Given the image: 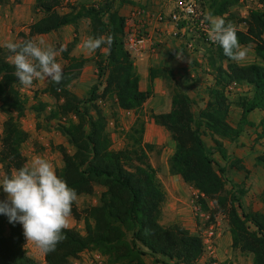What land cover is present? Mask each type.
Instances as JSON below:
<instances>
[{"label":"trees","instance_id":"16d2710c","mask_svg":"<svg viewBox=\"0 0 264 264\" xmlns=\"http://www.w3.org/2000/svg\"><path fill=\"white\" fill-rule=\"evenodd\" d=\"M71 4L69 12L60 13L61 0H36V10L41 18L29 26L23 34V44L35 37L59 32L67 26L75 27V38L61 52L68 61L60 85L49 80L41 91L56 100L47 121L73 115L66 124H58V130L74 148L70 153L60 146L63 167L56 171L58 177L76 190L78 197L92 195L96 187L104 188L98 204L86 209L83 218L76 203L71 215L76 221L84 220L85 234L76 229L63 230L64 239L54 251L44 252L46 264H73L85 251L100 252L109 264H147L146 256H160L172 264H196L204 255L205 247L200 235L193 234L179 222L162 223L167 190L159 177L150 154L153 144L145 141L146 119L144 105L152 97V86L141 90V75L135 59L126 51L124 33L126 18L119 15L116 2ZM10 0H0V6ZM200 10L210 17H222L226 22L236 19L231 12L241 0H197ZM83 20L89 22L90 37L111 36L109 47L102 45L94 59L98 81L81 99L71 90L72 84L81 76V71L90 59L72 56L78 44V28ZM209 23V20L207 19ZM246 30L237 28L242 46L251 45L262 64L240 65L224 55L222 47L210 43L208 66L213 82L206 88V106L196 113L194 100L183 90L174 89L172 109L164 113H152L155 124L165 129L175 143V152L170 159V173L180 176L189 186L200 193V202L209 211L207 200L213 201V217L223 213L228 218L232 248L244 255H252V264H264V212L246 211L241 197L246 191H227V167L216 160L219 154L229 168L236 172H249L239 158L228 155L225 142H236L246 127L256 133V140H264V117L259 124L249 120L256 110L264 113V9H252L244 19H238ZM186 21L180 26L185 27ZM190 24V23H189ZM210 24V23H209ZM12 53L0 45V110L7 115L0 135V161L6 178L14 170L27 165L22 153L29 134L21 120L26 113L27 100L22 93V84L15 76V66L9 59ZM172 77V70L155 67L149 70L151 82L159 77ZM167 76V77H168ZM237 83L249 86L250 93L238 95L235 101L229 98L228 87ZM59 89V90H57ZM102 89V91H101ZM39 92H35L38 98ZM111 98L124 111H133L136 120L124 138L122 149L113 148L108 132V118L97 106L99 98ZM41 101L34 107L41 118L47 107ZM240 108L241 118L233 125L231 109ZM209 136L213 146L204 140ZM257 166L264 169V155L257 158ZM203 196V197H202ZM264 204V191L259 194ZM26 238L22 224L9 221L0 214V264H39L26 251ZM155 263L166 264L160 259Z\"/></svg>","mask_w":264,"mask_h":264},{"label":"rangeland","instance_id":"374dc122","mask_svg":"<svg viewBox=\"0 0 264 264\" xmlns=\"http://www.w3.org/2000/svg\"><path fill=\"white\" fill-rule=\"evenodd\" d=\"M61 1L62 4L58 8V11L60 13L69 11L70 9L68 5H71L72 3H66V0ZM151 1V3L148 2L146 4L132 5V7L134 9L142 7L147 8L153 12H161L162 10L160 9H162L168 3L167 1L163 0ZM101 2H103V0H81V3H86L88 5H93L94 3ZM8 6L12 7V13L14 12L15 16H5ZM257 8L264 9V0H241L240 5L234 8L231 12V15H234V18L236 19V21L233 23L236 28L246 30L244 24L238 23V19L246 18L250 10ZM29 12H31V14H29ZM22 13L25 14L21 16ZM40 18L41 13L32 8L30 11L29 4H24L23 0H10L8 4L1 5L0 45L5 47V45L9 42L21 43L24 39L22 35L28 34L29 26ZM187 31L185 32L184 38L179 40H171L167 37V35L162 36L161 38L162 43L160 44V48L168 44H170V46H172L173 44L176 47V49L174 50L175 55H173L171 58H168L169 62L164 66L172 70V77L169 78L168 76L170 72L167 73L168 77H159L162 80L159 81V83L161 84H158L157 88H155V84H153L154 82H151L149 75L142 83L143 91H146L149 86H152V96H154L153 100L158 97V93L155 94L156 91H164L167 101L164 107L161 108V112L160 110L155 111V109L152 108V106L150 107V104H147V102L145 103V105H147H144V114L146 119L145 141L155 146V150L150 154L151 161L157 168L159 177L164 183L168 194L167 201L163 208L162 223L168 226L173 223L179 222L184 227H190L188 225L187 219L192 217L195 226H193L194 228L192 229V231H190L193 234L200 235L205 247L204 255L196 264H252V255H244L240 251L233 250L232 238L231 243L229 242V240H226L228 233H230L228 218L223 213H218L213 217L212 210L215 208L214 202L207 200L210 210L205 211L200 202V193L197 190L187 185L180 176H178L179 180L167 179L168 176H175L170 173V159L173 155L170 156L169 152L170 147H173L175 152V143L173 142L170 134L165 129L152 123L153 119L151 118V115L152 113L169 112L172 109V96L174 89L176 88H179L190 95V97L195 102L193 110L198 113V111L206 106L208 100L206 88L213 82L212 75L208 66V54L211 45L201 39V31H197L196 29H194L193 31ZM74 34L75 31L73 33H67L64 36H59L58 32H56L49 35L37 36L34 38V40L37 43L43 40L44 46H51L55 49H67L68 45L71 44L75 38ZM88 37H90L89 22L87 20H83L78 28L79 42L70 53L72 56L90 59L89 63H87L81 71L80 78L71 86V90L81 99H86L88 97L90 89L98 81V72L94 63L96 52L90 53L83 48V42L87 40ZM188 41L194 43V47L191 50H188L185 47V43ZM177 52H180V54H182V59L178 57ZM183 52L185 53L183 54ZM58 55L57 57H61V59L58 58V61V59L56 58L57 62H64L66 64H62L61 66L64 71L68 66V61L63 58L61 52H59ZM191 56H196L195 60H191ZM198 59L201 60V62H199ZM258 61L261 60L257 59L253 48L250 47L247 49L246 59L237 63L240 65H249L257 63ZM164 67L160 68L162 69ZM175 70L177 73H175ZM48 81L49 80H34L33 84L30 87L22 86L21 91L25 99L27 100V105L26 113L21 120V125L23 129L29 134L28 141L22 147V153L27 159L28 166H31V162L35 158L40 157L52 163L55 171H57L63 167V158L59 151V147H66V149L70 153H74L75 151L74 148L68 143L66 137H64L58 130L57 126L58 124H66L71 119H73L74 121L77 120L75 116L70 115L66 118H56L50 122L47 121V117L48 115H50L51 109L56 105V100L53 97L41 93V91L46 87ZM35 92H39L38 98H35ZM250 92V87L245 85L240 86L239 90L230 93L228 96L231 101H235L238 95H245ZM39 101L49 105L45 113L42 114L41 118H37L36 112L34 111V107L38 104ZM96 104L108 118L107 129L112 136L113 148L117 150L122 149L124 147V138L121 133L123 131H128L133 126L136 120L135 113L133 111L131 112L119 109L116 106L115 100H112L111 98L105 99L101 97ZM236 110L237 109H231V120L233 117L232 114L234 115V112ZM6 119L7 115H5L0 110V135L2 133L3 124ZM254 133L255 132H253L252 136L256 134ZM204 140L207 143L213 145V142L209 136H205ZM171 144L173 146H171ZM229 156L232 159L237 158L233 155ZM215 157L222 166L227 167L228 172L225 175L227 178V191H240L241 189H243L247 194V192H250L249 189H247V186L250 183V187L256 186V191L259 192L260 186H263V180H261L260 174H254L253 179L249 177V174H245L246 180H244V182H235V179L231 176V172L233 170L229 168V165L222 161L219 154H216ZM5 178L6 171L4 165L0 161V183H2ZM184 183L186 185H182ZM180 186H182V188H180ZM103 191L104 188L96 187L94 194L82 195L78 197V200L75 203L78 210L82 213L83 218L85 216L84 213L86 209L98 204L99 197ZM262 192L260 191V193ZM245 195L240 196L244 209L246 211H253L254 202L255 200L257 201V198L259 199V195L254 193V195L250 197L249 202L245 200ZM7 200L8 195L4 193L3 188L0 187V202H4ZM248 203L250 204V207L248 206ZM258 211L264 212L263 203L261 206H259ZM181 217H183L185 220L181 219ZM212 226L215 227L216 232L213 238H210L208 231ZM68 228L76 229L80 233L85 234L84 220L82 219L81 221H76L72 215L69 217ZM25 247L29 257L34 259L39 264H46L44 252L36 247L34 243H28L26 239ZM72 262L73 264H109L107 258H105L100 252L93 250L85 251L79 256L78 259H74L72 260Z\"/></svg>","mask_w":264,"mask_h":264},{"label":"clouds","instance_id":"9594fccd","mask_svg":"<svg viewBox=\"0 0 264 264\" xmlns=\"http://www.w3.org/2000/svg\"><path fill=\"white\" fill-rule=\"evenodd\" d=\"M209 23L210 38L222 47L224 55L235 62L245 60L251 45L240 44L236 26L222 17H211ZM112 43L111 36L88 37L83 48L94 53L102 45L110 47ZM5 47L12 53L9 59L23 86L30 87L34 80H51L56 85L63 81V69L56 60L63 48L58 51L44 46L43 40L38 43L28 40L23 44L9 42ZM0 187L8 195L7 201L0 202V214L7 215L12 223L22 224L28 243H34L44 252L54 251L65 238L63 230L69 227L72 205L78 200L76 190L58 177L52 163L40 157L35 158L31 166L14 170Z\"/></svg>","mask_w":264,"mask_h":264},{"label":"crops","instance_id":"0c3cea01","mask_svg":"<svg viewBox=\"0 0 264 264\" xmlns=\"http://www.w3.org/2000/svg\"><path fill=\"white\" fill-rule=\"evenodd\" d=\"M96 1V0H95ZM98 1V0H97ZM158 1H162V0H158ZM163 1H167L168 3L160 10H162L161 12L166 13V14H170L173 10H174V5L177 2V0H163ZM24 4H29V10L31 11V8L36 10V1L34 0H23ZM66 3H72V4H76V3H81V0H77V1H70V0H66ZM151 3V0H125V2L122 1H117L116 2V9L119 12V15L125 17L126 19L130 16L131 11L134 9L132 7V5H136V4H146V3ZM12 7L8 6V9H6V13L5 16L6 17H13L15 16V13H12ZM24 10V9H23ZM25 12V11H23ZM69 12V11H67ZM65 12V13H67ZM25 13H22L21 16H23ZM29 14H31V12H29ZM206 18L209 20V18H211L209 15L205 14ZM189 29V30H188ZM186 30L191 31L190 27H188ZM75 31V27L70 25L67 27H64L63 29H61L58 34L59 36H64L67 33H73ZM187 31V32H188ZM49 35V34H48ZM167 34L165 33L164 36H166ZM44 36V35H42ZM74 36H76V34H74ZM168 38H170L171 40H173L172 37L168 36ZM62 38V37H60ZM69 42V41H68ZM200 43V42H199ZM2 46V45H1ZM176 49V47L172 44V46H170V44L168 45H164L162 48L159 49L158 53L156 55L150 56V57H144L142 59H138L135 61V65L138 68V71L141 75V90H143L142 88V83L143 81L148 77L149 75V70L151 68H155V67H164L165 65H167V63L169 62L168 58H171L173 55H175L174 50ZM185 52H183L184 54ZM177 55L179 58L182 59V54H180V52H177ZM196 55V54H195ZM59 56V55H58ZM197 56V55H196ZM196 56H191V60H195ZM201 56V55H199ZM57 59L61 57H56ZM198 58V57H197ZM59 61V59H58ZM199 62H201V60L198 59ZM258 64H262V61H258ZM61 66L62 64L64 65V62H60L59 63ZM66 65V64H65ZM198 70V69H197ZM175 73L176 70H175ZM161 78H157L153 84H155V88H157L159 81H161ZM162 90V88H161ZM158 93V97L154 98V96H152L148 101L147 104H150V107L152 106V108L155 109V111H159L161 112V108L164 107V105L167 103L166 98H165V92H155V94ZM146 104V105H147ZM145 105V106H146ZM237 109L234 112V115L232 114V123L233 125H235L241 118V109L234 107L233 106V110ZM264 117V113L260 110H256L253 113H251V115L249 116V120L255 124H259L260 120ZM152 123L155 124L154 120H152ZM254 129L251 127H246L244 132L242 133V136L236 141V142H225V147L227 148L228 151V155H233L236 156L237 158L241 159L243 161V165L246 168V170L249 172V177L251 179H253L254 174L258 173L260 174V178L261 180H263V186H260L259 188V192H257L256 190V186H252L250 187V183L247 186V189H249L250 192H247V194L245 195V200H247L249 202V199L252 195H254V193L256 194H260V191H264V169H262L261 167L257 166V158L260 157L261 155H264V140L261 141H257L256 140V134L254 136H252ZM257 141V142H256ZM207 143V142H206ZM173 144V143H172ZM171 144V146H173ZM207 145L209 147L213 146L210 143H207ZM170 156H172L174 154V149L173 147H170ZM231 176L232 178L235 179V182H239L242 183L244 182V180H246V175L244 172H236V171H232L231 172ZM167 179H177L179 180L178 176H168ZM181 185V184H180ZM182 185H186L185 183ZM258 186V185H257ZM180 188H182V186H180ZM262 203L260 202V200L257 198V201L255 200L254 202V207H253V211H258L259 210V206H261ZM248 206L250 207V204L248 203ZM252 209V207H251ZM181 219L185 220L183 217H181ZM188 221V226H186L187 229L191 230L194 228V220L192 219V217L187 219ZM226 240H229V242L231 243V235L230 233H228V236L226 237ZM155 259H160L163 262H166V264H172L170 261L166 260L165 258H162L160 256L154 257L151 255L146 256L145 261L147 264H162V263H155Z\"/></svg>","mask_w":264,"mask_h":264},{"label":"built area","instance_id":"2783aa9c","mask_svg":"<svg viewBox=\"0 0 264 264\" xmlns=\"http://www.w3.org/2000/svg\"><path fill=\"white\" fill-rule=\"evenodd\" d=\"M182 21H186L185 27H181ZM190 23V24H189ZM201 31V39L208 44L213 43L210 38L211 27L205 14L199 9L197 0H179L174 5L170 14L153 12L147 8H135L126 19L124 33V45L126 51L138 60L144 57L156 55L162 43V36L166 33L175 40L184 38L186 29ZM185 47L191 50L194 43L188 41ZM240 89V85L233 83L228 87V93ZM215 227L208 231L209 237L215 235Z\"/></svg>","mask_w":264,"mask_h":264}]
</instances>
